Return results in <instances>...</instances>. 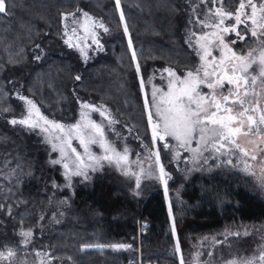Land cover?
Wrapping results in <instances>:
<instances>
[{"label": "trees", "instance_id": "1", "mask_svg": "<svg viewBox=\"0 0 264 264\" xmlns=\"http://www.w3.org/2000/svg\"><path fill=\"white\" fill-rule=\"evenodd\" d=\"M5 3L7 11L0 13V249L16 248L10 264H37L39 258L45 264H125L134 254L113 246H124L139 222L147 225L143 264H181V258L183 264H223L249 259L264 247V188L252 173L214 161L176 168L159 145L168 173V208L158 179L137 188L108 162L89 170L90 179L74 177L68 186L60 165L50 162L56 153L44 135L9 123L24 115L19 94L63 124L77 119L81 102L103 103L114 115L105 129L117 149L127 147L130 157L151 149L136 64L143 78L155 68L196 69L197 56L183 36L182 0H120L119 7L116 0ZM236 3L223 0L227 11ZM77 9L111 29L103 49L87 59L63 42L61 14ZM21 230L32 232L27 245Z\"/></svg>", "mask_w": 264, "mask_h": 264}, {"label": "snow or ice", "instance_id": "2", "mask_svg": "<svg viewBox=\"0 0 264 264\" xmlns=\"http://www.w3.org/2000/svg\"><path fill=\"white\" fill-rule=\"evenodd\" d=\"M201 2H206V0H201ZM211 2L216 4L219 0H211ZM116 5L119 7L120 0H116ZM248 9L250 12L247 11ZM6 11L5 0H0V13H6ZM77 12H82V10L77 9ZM258 12L260 13L259 18ZM61 15L66 21L71 17L72 24H79L85 32L84 37L78 36L77 28L74 26L70 30L71 34H69L68 25L65 24L64 36L67 37L64 40L65 44L69 47L79 48L85 59H87V53L83 47H80V41L90 37L92 44L102 50L103 46L100 45L95 32L96 27L102 28L104 32L109 31L102 22L93 20L87 12H82L83 23L77 18L75 12L62 13ZM216 18H218V22L213 24H206L199 20L197 22L203 24L204 27L220 30L212 33V36L216 38L217 46L222 45L223 49L226 50V52L222 51L219 61L212 57L209 50L208 46L211 43L208 39L209 34L204 33L197 37L195 33H191L190 42L192 38H195V43L202 53L200 55L201 65L195 71H187L183 77L177 75L172 68L163 69V72L168 75L167 91L153 87L151 102L145 95L144 106L148 110L152 141L155 144L157 140L163 141L166 137H173L179 142L180 147H186L193 153L194 159L202 154L201 146H203L205 150L211 148L215 152H221V150L232 152L233 149H238L244 157L250 156L252 160H256L258 153H264V147H261L264 145V107H261L260 99H258L264 95V47L261 48L259 57L253 56L255 50L249 51L247 55L237 54L229 44L224 43L223 33L233 32L238 39L244 40L248 33L246 32L242 36L238 28L240 25L247 27V22L250 21L251 36L264 37V0H261L260 4L254 3L253 0H239L234 12L224 10L221 4V7L215 9L213 19ZM121 19L123 20L122 12ZM225 19L234 20L235 23L231 27H221L224 25ZM189 23L192 21L190 20ZM124 30L127 32L126 25ZM74 39L77 43H73ZM261 43L264 44V40ZM129 47H131V40H129ZM133 57L135 58V53H133ZM35 58L40 59L39 56ZM11 62L15 63V61ZM253 64L260 66L258 75H251L249 72ZM136 71L139 74L140 65L138 63L136 64ZM75 79L80 80L81 78L76 76ZM258 79L260 80V93L256 91ZM149 82H151V77ZM225 82L232 86L227 90V93L223 91ZM140 84L143 88V78H141ZM201 85H206L211 92L207 95L201 94L198 91ZM157 97L159 98L157 99ZM18 98L27 105L26 114L19 119H11L9 123L12 125L20 124L29 130L39 129L44 134L45 142L51 144L52 151H59L60 153L59 159L50 162L63 165V175L69 182L68 186H71V177L74 175L83 176L85 180L90 179L87 170L96 171L102 167V161L110 164L115 163L122 169L128 167V148L125 147L123 152L117 151L112 143L106 139L102 123H96L88 118L89 112H99L101 117L109 121V124L114 123L115 121L111 119L103 105L96 106L88 102H81V120L77 121L76 124L65 126L43 115L32 99L23 95H19ZM5 111H11V109H5ZM253 135L259 137L260 142L257 144L255 141H248L249 144L254 145L253 151L250 153L248 148L239 143V139ZM197 136L199 137L197 147H190ZM74 137L79 140V146L84 150L83 154L72 146ZM91 145H99L103 154L97 156L91 152ZM164 147L167 148L168 144L165 143ZM152 155H155L156 162L159 164V151L157 150ZM178 155L179 153H177ZM135 163L139 164L140 161ZM228 163L231 161L229 160ZM245 167H249L247 161H245ZM159 173L158 179L163 180L166 184L167 181L164 180V177L167 174L163 165H160ZM125 174L135 175L136 186L139 188V175L135 172H126ZM3 208L4 205H0V209ZM8 214L11 215L10 206L8 207ZM19 235L23 237L22 243L27 245L30 242L32 232L31 230H21ZM234 235H239V233H234ZM113 247L124 246L114 245ZM176 250L179 251L178 242ZM36 255L42 256V253H36ZM15 256L16 248L5 245L3 249H0V264H10ZM181 264H183L182 258ZM228 264H264V247H262L258 257L232 260Z\"/></svg>", "mask_w": 264, "mask_h": 264}, {"label": "rangeland", "instance_id": "3", "mask_svg": "<svg viewBox=\"0 0 264 264\" xmlns=\"http://www.w3.org/2000/svg\"><path fill=\"white\" fill-rule=\"evenodd\" d=\"M182 1L185 5V13H186L185 28H184L183 36H184L186 44L195 52V54L197 56L198 62H197L196 68H198L201 65L200 55L202 53L199 49V46L196 45V43H195V38H192L191 42H190V34L191 33H195L197 37L200 35H203L204 33H208L209 34L208 39H209V41H211V43L208 46L209 50L212 53V57H215L216 60L219 61L222 51L226 52V50L223 49L222 45L217 46L216 38L214 36H212V33L213 32H219L220 30L217 28H213V27H204L203 24L198 23L197 20L203 21L206 24L217 23L218 18H216L214 20L213 15L215 13V9L218 7H221V4L223 6V9L226 10L224 5H223V0H219V2L216 4H213L211 2V0H206V2H201V0H182ZM253 2L256 4H260L261 0H253ZM238 3H239V0H237L235 8L232 10L233 12L237 8ZM247 11L250 12V9H248ZM82 12H84V11H82ZM82 12H75L77 15V18L81 21V23H83V20H84ZM88 15L90 17H92L93 20L98 21V22H102L98 18H95L90 14H88ZM259 15H260V13L258 12V14H257L258 18H259ZM190 20L192 21V23H189ZM234 23H235L234 20L225 19L224 25H222L221 27H231ZM65 24L68 25L69 34H71V32H70L71 28L75 26L77 28L78 36H80V37L85 36L84 29L81 28L79 26V24L73 25L72 24V18L70 17L67 21L63 19V22H62L63 42L67 38L64 36ZM122 26H123V30H124L125 25L122 24ZM105 27H107V26L105 25ZM250 27H251V22L248 21L247 27L245 25H240L238 28V31L240 32V34L242 36H244L246 32L248 33L244 40L238 39L237 35L233 32L223 33L224 43L229 44L230 47L232 48V50L235 51L237 54L247 55V53L249 51L255 50V51H253V56L259 57L260 50L262 47H264V44L261 43V41L264 40V37H261V38L252 37L250 34V31H249ZM107 28L109 29L108 32H104V30L102 28H99V27L95 28L97 38L99 39L100 45H102V46H104V42L106 41L105 38L108 37V35H109L108 33L111 30L109 27H107ZM124 32H125V30H124ZM125 37H126L127 41L129 42V36H128L127 32H125ZM233 41H235V43H232ZM73 43H77V41L74 39ZM79 43H80V47H83L85 49V51L87 53V58L96 54L98 51H101V49L97 48V46L95 44H92L90 37L87 40L80 41ZM65 45L68 46L67 44H65ZM241 46L242 47L245 46L246 48L243 49V48H241ZM70 48L76 50V52L79 53V55L82 58H84V56L81 54V51L79 48H77V47H70ZM102 49H103V47H102ZM165 68H169V67L155 68V69L151 70L149 72L148 76H146L145 78H143V76L141 75L140 72L138 74L139 83H140L141 78H143V80H144V86H143V88H141V84H140V89H141V93H142L143 107H144V111L146 114L147 121H148V110L145 109V106H144L145 95H147L149 102H151L153 87L162 88L164 91H167L168 75L166 72H163V69H165ZM195 70H192V71H195ZM259 71H260L259 64H253L252 67L249 69V72L251 73V75H258ZM186 72L187 71H182V72L176 71L177 75H180L181 77H183V74ZM150 77H151V82H149ZM231 87H232L231 85H228L225 82L223 91L225 93H227V90ZM198 91L203 95H207L211 92V90L208 89L206 87V85H201L200 88L198 89ZM256 91H257V93L261 92L259 79L257 80ZM19 95H21V94H19ZM158 98L159 97H157V99ZM258 99H260L261 107H264V95L258 97ZM22 103L24 106V115H25L27 105L25 104L24 101H22ZM88 103H90V102H88ZM91 104H94V103H91ZM94 105H96V106L103 105L107 109V112L110 115L111 119L114 121L113 112L111 111V109L107 105H105L103 103H97ZM40 111H41V109H40ZM152 111L154 114V111H155L154 108L152 109ZM41 113H42V111H41ZM88 118L95 121L96 123H102V126H103L104 131H105V137L110 143H112V141L108 138L107 133H106V129H105V126L109 124V121L107 119H105L104 117H101L99 112H89ZM154 118H155V115H154ZM16 119H19V118H16ZM49 119L53 120L51 118H49ZM80 120H81V108H80V112H79L77 119L71 124H64V125L65 126L73 125V124H76L77 121H80ZM111 124H113V123H111ZM148 125H149V129H150L151 137H152V130H151V126H150L149 122H148ZM37 130H39V129H37ZM41 134L44 135L43 133H41ZM198 139H199V137L197 136L196 139L193 140L190 147L196 148ZM249 140L255 141V143H257V144H259L260 141H259V137L255 136V135L250 136V137H240L239 143L243 147L248 148L249 152L252 153L254 145L249 144L248 143ZM165 143L168 144L167 148L164 147ZM48 144L52 150L51 144L50 143H48ZM112 145L114 146L113 143H112ZM159 145L162 146V148H164L166 150L167 154L170 155L171 159H173V164L175 165L176 168L188 167L190 165H193V164H196L199 162L202 164L208 163L210 161L223 162V163H226L229 165H234L236 167H239L246 172L252 173L259 180L261 186H263V188H264V153H258L257 159L252 160L250 158V156L244 157L243 154L240 153L238 149H233L232 152H226L224 150H221V152H215L211 148L205 150L203 148V146H201V153L202 154L198 155L194 159L193 153L191 151H189L186 147H180L179 142L176 141L173 137H166L165 140H163V141L157 140L155 142V144H153V141H152V148L151 149H146V150L144 149L145 151H143V153L137 152L135 155H133V157H130L129 152H128L129 165L126 168L122 169L121 167H118L117 165H115V163H112V164L116 166L118 171H120L125 177L128 178L127 180L133 182L135 187H137L136 186V176L130 175V174L126 175L125 174L126 172H129V173L135 172L137 175H139L140 184H142L143 182H145L147 180H154V179L157 180L159 175H160V173H159L160 165H163L165 173L168 174L166 169H165L164 164L161 161L160 152H159V164L156 162L155 155H152V153H155L157 150L159 151V149H158ZM72 146L76 147L77 151H79V152H81V154H83L84 150L82 147L79 146V140L76 139L75 137L72 139ZM261 147H264V145H261ZM90 150H91V152H93L97 156H100L103 154V150L100 148L99 145H91ZM116 150L119 152H123L122 149L116 148ZM55 153H56V158L59 159L60 158L59 151H55ZM177 153H179L178 156H177ZM138 160L140 161V163L139 164L135 163ZM229 160L231 161V163H228ZM245 161H247V164L249 165L248 168L245 167ZM105 162L106 161H102V163H105ZM59 165L61 167V172L63 175V173H64L63 165L62 164H59ZM141 169H143V171H141ZM89 170H91V169H88L87 172ZM63 177H64L66 183L69 184L68 180L65 178L64 175H63ZM74 177H78V175L72 176L71 179ZM167 179H168V175H166L164 177V180L167 181ZM158 181L160 182L162 189L164 191V195H165L164 197H165L167 206H168V208H170L169 198H168V194H167L168 193L167 183L165 184L164 181L161 179H158ZM140 184H139V186H140ZM125 245H126V243L124 244V248H125ZM260 252H261V250L253 257H258L260 255ZM42 257H44V255H42ZM131 258H133V257H131ZM232 260H238V259H230L223 264H228V262L232 261ZM20 261H22V260H20ZM41 261H43V264H45L44 259H42V258H39V260H37V264H41ZM21 264H24V260L21 262Z\"/></svg>", "mask_w": 264, "mask_h": 264}, {"label": "built area", "instance_id": "4", "mask_svg": "<svg viewBox=\"0 0 264 264\" xmlns=\"http://www.w3.org/2000/svg\"><path fill=\"white\" fill-rule=\"evenodd\" d=\"M146 227V223L139 222L135 234L131 235L126 243V250L134 254L133 258H130L126 264H143L142 249L146 246L143 236L146 234Z\"/></svg>", "mask_w": 264, "mask_h": 264}]
</instances>
